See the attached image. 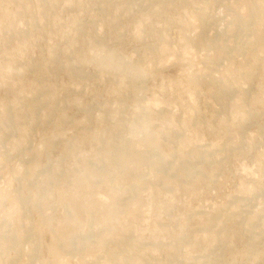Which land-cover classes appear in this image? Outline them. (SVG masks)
Segmentation results:
<instances>
[{"label":"rangeland","instance_id":"374dc122","mask_svg":"<svg viewBox=\"0 0 264 264\" xmlns=\"http://www.w3.org/2000/svg\"><path fill=\"white\" fill-rule=\"evenodd\" d=\"M254 19L264 0H0V264H264Z\"/></svg>","mask_w":264,"mask_h":264},{"label":"bare ground","instance_id":"6f19581e","mask_svg":"<svg viewBox=\"0 0 264 264\" xmlns=\"http://www.w3.org/2000/svg\"><path fill=\"white\" fill-rule=\"evenodd\" d=\"M207 16V15H206ZM212 16V15H211ZM212 18V17H211ZM209 20H211V19H209ZM214 20V19H213ZM249 24V22H246V21H244V22H242L240 25H239V29H241V30H239V31H245V30H247V25ZM254 25H255V29H259L260 28V26H264V24L262 23V22H260V21H258L257 19H254ZM260 29H262V28H260ZM244 33H246V32H244ZM259 35L260 36H262V38H264V36H263V33H260L259 32ZM245 36V35H244ZM248 38V37H247ZM249 39V38H248ZM101 54V53H100ZM99 54V55H100ZM103 57V56H102ZM102 60H105L104 62H103V64H110V63H114L116 60H115V54L113 53V52H111V51H107L106 50V53H105V56H104V59H102ZM118 64H116V66H117ZM10 67V66H9ZM128 71L130 72V74H133V72H138V69H136V70H133V68L131 67V65L130 64H128ZM10 69V68H9ZM6 75V74H5ZM152 142H153V139L151 138V137H145L144 138V141L142 142V143H140V144H138L139 146H141V148H140V152L141 153H145L147 150H149L148 148L150 147V146H153L152 145ZM144 148V149H143ZM156 148V146L154 145V149ZM123 155H125V154H122V155H120V156H118L119 157V159L121 160V162H128V160L127 159H125L124 157H123ZM166 158L167 157H165V155L164 154H159V157H158V159H159V161L160 162H162V163H164L166 166H167V160H166ZM168 167V166H167ZM80 177V176H79ZM81 179L80 180H83V177L81 176L80 177Z\"/></svg>","mask_w":264,"mask_h":264}]
</instances>
